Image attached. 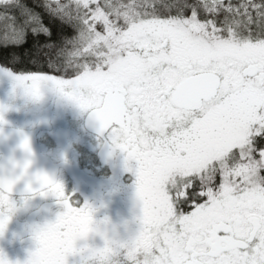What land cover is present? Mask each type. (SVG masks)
<instances>
[{
  "label": "snow or ice",
  "instance_id": "obj_1",
  "mask_svg": "<svg viewBox=\"0 0 264 264\" xmlns=\"http://www.w3.org/2000/svg\"><path fill=\"white\" fill-rule=\"evenodd\" d=\"M0 75L124 154L139 215L117 264H264V0H0ZM43 182L64 211L26 264H66L93 210Z\"/></svg>",
  "mask_w": 264,
  "mask_h": 264
},
{
  "label": "flooded vegetation",
  "instance_id": "obj_2",
  "mask_svg": "<svg viewBox=\"0 0 264 264\" xmlns=\"http://www.w3.org/2000/svg\"><path fill=\"white\" fill-rule=\"evenodd\" d=\"M12 82V81H11ZM1 97L2 113L0 129L19 130L36 140L41 154L53 169L57 170L56 181L65 194L71 197L74 206L88 204L93 210L96 222L109 223L114 228L131 224L135 228V217L139 205L135 197V177L125 168L123 153L109 155V149L102 146L97 126L87 112L60 97L54 91L45 90L38 102L14 89ZM2 159V155H0ZM134 166L135 162H131ZM20 195L13 199L20 204ZM64 211L54 196L36 197L26 208L12 219L6 232L0 234V254L9 264H26L29 253L37 245L27 237L36 226L55 222ZM96 246L102 241L96 237Z\"/></svg>",
  "mask_w": 264,
  "mask_h": 264
},
{
  "label": "clouds",
  "instance_id": "obj_3",
  "mask_svg": "<svg viewBox=\"0 0 264 264\" xmlns=\"http://www.w3.org/2000/svg\"><path fill=\"white\" fill-rule=\"evenodd\" d=\"M20 149L25 154L23 159L17 160L14 157L0 159V189H2L6 197L3 204V215L0 216V220L4 222L2 233L7 231L9 223L17 213L26 208L36 197L53 196L50 194L49 187L43 181L44 177L52 181H56L55 178L42 169L33 170L34 159L31 156V147L30 152L21 146ZM20 184H23L24 188L19 197L20 204H17L13 196ZM29 185L32 186L33 192L27 191ZM41 192H48L49 194L42 196L40 195ZM53 223L55 222H49L44 226H36L29 230L30 234L27 238L37 245L35 251L40 246L41 233L48 225ZM120 227H123L124 234L121 233L119 227L114 228L109 223L94 221L92 214V222L87 226L86 231L81 233L79 227L72 229L75 236L72 243V250L64 254L66 264L70 256L79 257L83 264H117L120 253L127 248L130 242L129 237L131 233V224L121 225ZM96 237L100 238L102 246L89 243V241H94ZM78 242L83 243L78 246ZM35 251L29 253V258L30 254L35 253ZM2 258L7 260L4 255H2Z\"/></svg>",
  "mask_w": 264,
  "mask_h": 264
},
{
  "label": "water",
  "instance_id": "obj_4",
  "mask_svg": "<svg viewBox=\"0 0 264 264\" xmlns=\"http://www.w3.org/2000/svg\"><path fill=\"white\" fill-rule=\"evenodd\" d=\"M27 138L31 147V156L34 159V169H42L51 174L55 180L57 178V170L53 169L47 162L46 158L41 154L36 140L30 139L29 134L19 130L0 129V155L2 159L6 157H14L17 160L24 158L25 154L20 149L22 139ZM24 188L23 184L18 185L14 195H21Z\"/></svg>",
  "mask_w": 264,
  "mask_h": 264
},
{
  "label": "rangeland",
  "instance_id": "obj_5",
  "mask_svg": "<svg viewBox=\"0 0 264 264\" xmlns=\"http://www.w3.org/2000/svg\"><path fill=\"white\" fill-rule=\"evenodd\" d=\"M29 1H31V0H29ZM11 81L13 82V80H11L8 76H6V75H0V89H2V87H4L6 85V87H4V90L5 91H9L10 88H11L10 86L12 84H10L9 87H7V85H9V82H11ZM5 91H1V93H0V100H1V97H3L5 95ZM81 243H83V242H78V246ZM67 264H81V261H80L79 257H71L70 256V257H68Z\"/></svg>",
  "mask_w": 264,
  "mask_h": 264
},
{
  "label": "trees",
  "instance_id": "obj_6",
  "mask_svg": "<svg viewBox=\"0 0 264 264\" xmlns=\"http://www.w3.org/2000/svg\"><path fill=\"white\" fill-rule=\"evenodd\" d=\"M28 2L30 3L31 1L28 0ZM43 39H44V38H41V42L43 41ZM29 47H31V48L33 49V51H34V48H35V42L32 41L31 39H30V41H29ZM30 55H31V54H30ZM31 67H32V66H31L30 64L25 63V65L23 66V69L27 70V69H30Z\"/></svg>",
  "mask_w": 264,
  "mask_h": 264
}]
</instances>
